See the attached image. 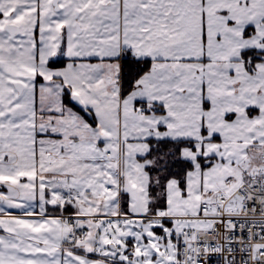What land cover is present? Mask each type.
Segmentation results:
<instances>
[{"label": "snow or ice", "instance_id": "6c2138e0", "mask_svg": "<svg viewBox=\"0 0 264 264\" xmlns=\"http://www.w3.org/2000/svg\"><path fill=\"white\" fill-rule=\"evenodd\" d=\"M0 264H264V0H0Z\"/></svg>", "mask_w": 264, "mask_h": 264}]
</instances>
